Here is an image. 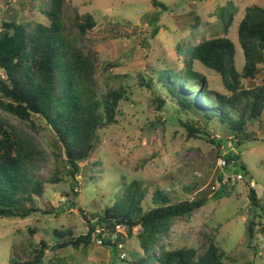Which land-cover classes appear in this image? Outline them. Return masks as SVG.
<instances>
[{
    "label": "rangeland",
    "instance_id": "rangeland-1",
    "mask_svg": "<svg viewBox=\"0 0 264 264\" xmlns=\"http://www.w3.org/2000/svg\"><path fill=\"white\" fill-rule=\"evenodd\" d=\"M158 1L166 6L165 10L156 8L153 0H66L63 11L67 22H73L77 14H91L96 21L95 27L80 37L79 44L97 53L101 91L107 89L106 80L111 86H129V101L121 102L118 123L100 131L101 143L93 157L81 164L78 187L74 190L65 175V161L57 162L55 137L44 120L34 119L36 132L28 122L0 111L2 117L18 128L31 132L46 151L37 172L39 179L47 181L57 168L63 178L59 184L47 185L44 198L37 200L40 212L26 219H0V264L32 259L41 241L49 246L45 260L57 254L67 264H131L134 253H141L137 230L124 239L122 247L106 245L104 238L100 243L98 232L84 251L70 247L54 252L52 247L54 231L86 235L89 222L118 202L124 185L134 180L149 190L145 208L152 206L149 198L156 188L171 194L175 201L219 190L218 199L212 198L195 213L171 221L160 239L168 248L190 247L202 255L213 241L229 256L227 264H264V110L261 118L249 123L240 137L234 136L237 133L230 131L229 125L218 117L208 121L206 130L215 138L226 140L220 148L201 139L188 141L183 123L198 125V118L182 110L177 113L176 102L169 99L168 89L159 85L157 74L152 72L165 67L182 69L185 54L198 41L219 36H227L234 42L236 66L241 71L245 57L238 27L247 8L257 5L264 9V0ZM40 4L48 2L0 0V29L13 18L48 24L40 12ZM224 7L229 8L226 18L234 14L227 32L220 17ZM196 69L208 77L213 89L226 90L214 70L201 62L196 63ZM141 75L146 82L154 77L155 89L166 99L163 111L156 108L153 90L140 85ZM263 79L264 65H260L257 78L245 81V87L260 85ZM229 153L239 154L241 160L236 165L219 168L218 159ZM239 174L244 179L226 184L227 190L219 187V176L236 178ZM195 183L197 190L188 193L185 188ZM250 185L257 193V206L249 199ZM249 226L253 229L252 236ZM114 241L116 237L112 238Z\"/></svg>",
    "mask_w": 264,
    "mask_h": 264
},
{
    "label": "trees",
    "instance_id": "trees-1",
    "mask_svg": "<svg viewBox=\"0 0 264 264\" xmlns=\"http://www.w3.org/2000/svg\"><path fill=\"white\" fill-rule=\"evenodd\" d=\"M47 2V5L40 4L39 9L48 24L19 22L13 18L4 22L0 29V70L3 71L0 111L28 122L36 132L38 126L34 119L44 120L55 137L57 162L65 161V175L74 190L78 187L81 164L93 157L101 143L100 131L118 123L120 104L129 101L127 89L130 87L123 84L111 86L106 80L107 89L101 91L97 53L92 49L85 50L79 44L80 37H85L95 27L94 17L77 14L69 23L64 19L66 0ZM153 4L156 8L166 9L158 0H153ZM227 9L220 10L226 32L234 19L232 13L226 18ZM155 33L156 30L153 36ZM238 38L245 57L241 71L236 66V46L227 36L198 41L185 54L187 59L182 69L152 70L157 74L159 85L168 89L169 99L176 102L177 113L181 110L185 114L189 112L198 118L200 124L204 122L203 126L182 122L188 141L201 139L220 148L226 140L215 138L206 130L208 121L218 117L220 122L229 125L230 131L237 133L234 136L240 137L247 131L249 123L263 115L264 79L253 87L247 88L244 84L245 81H254L260 65H264L262 7L247 8L238 27ZM197 62L222 78L224 92L211 87L208 77L196 69ZM140 81L142 87L153 90L156 108L163 111L166 99L155 89L154 77L146 82L141 75ZM236 143L241 144L240 141ZM45 156L46 151L31 132L18 128L0 115V219H26L40 212L37 200L44 198L47 185L63 181L60 168L47 181L39 179L37 172ZM224 157L227 167L241 160L236 153ZM218 181L220 188L228 189V185L222 184V176ZM185 189L194 193L197 184ZM218 192L175 201L171 194L156 188L149 198L152 206L145 208L149 190L134 180L128 186L124 185L118 202L89 222L86 235L54 231L52 249L57 252L73 247L84 251L92 245L93 234L98 231L97 237L104 238L106 245L122 247L124 239L132 237L137 230L141 253H134L131 264H227L229 256L213 241L202 255H198L194 248L171 249L160 241L172 220L200 210L210 199H218ZM248 196L252 205L257 206L259 199L253 185H250ZM249 232L252 236L251 226ZM113 237L116 241L112 243ZM48 249L47 242L41 241L32 259L16 264H67L57 254L45 260Z\"/></svg>",
    "mask_w": 264,
    "mask_h": 264
},
{
    "label": "built area",
    "instance_id": "built-area-1",
    "mask_svg": "<svg viewBox=\"0 0 264 264\" xmlns=\"http://www.w3.org/2000/svg\"><path fill=\"white\" fill-rule=\"evenodd\" d=\"M224 156L220 157L218 159V163H217L218 167L222 168V169L227 167V161H226ZM242 179H244L242 174L237 175L236 178H234L233 176H225L224 175L222 177V184L226 185V184H228L230 182L241 181ZM218 184H219V181H218ZM98 233H99V231H98ZM100 243H103L102 239L100 240Z\"/></svg>",
    "mask_w": 264,
    "mask_h": 264
}]
</instances>
